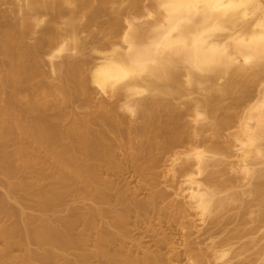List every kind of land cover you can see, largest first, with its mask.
<instances>
[{
    "label": "bare ground",
    "instance_id": "obj_1",
    "mask_svg": "<svg viewBox=\"0 0 264 264\" xmlns=\"http://www.w3.org/2000/svg\"><path fill=\"white\" fill-rule=\"evenodd\" d=\"M25 1L21 25L7 23L0 13V222L13 219L0 225V264H91L92 257L105 264H170L168 252L161 251L170 243L167 234L152 236L156 249L132 235V217H137L134 228L146 226L144 220L154 215L189 230L183 254L190 264H264V0H151L159 16L150 25L135 18L123 24L127 10L139 12L144 0ZM125 1L127 6L112 16L110 10L117 9L110 4ZM43 14L51 18L41 36L27 42ZM84 17L86 29L101 28V36L93 38L102 52L100 61L92 63L89 73L86 66L93 57L82 52L86 42L78 35ZM62 19L65 30L56 26ZM45 47L54 57L55 51L70 49L83 57L72 60L67 55L52 62L59 73L53 82L44 70ZM221 78L225 81L217 82ZM185 84L207 85V93L182 108L173 99L185 91ZM92 85L114 101H100L84 117L70 119L67 106L77 100L90 104ZM252 87L255 95L250 94ZM227 96L232 102L224 106ZM246 103L251 107L240 114ZM202 113L211 119L214 136L239 123L231 133L238 151L230 147L228 154L238 153L235 164L214 160L216 154L224 155L218 147L199 149L205 138H197L195 127L197 134L190 131L185 117L194 114L196 120ZM129 114L141 122L133 123ZM132 134L138 136V147L120 161L116 149L131 143ZM206 139L204 143L210 137ZM186 145V151H178ZM166 153L174 154L173 162L185 157L173 167L180 181H175L177 194L184 198L165 205L169 195L158 188L154 169ZM127 162L145 177L148 198H138L137 190L130 192L112 179ZM210 165L217 168L207 170ZM233 167L240 175H231ZM80 201H89L85 211L72 205ZM233 201L238 202L240 221L238 228H233L236 221L232 224L234 230L226 222L231 217L219 214ZM26 206L38 213L26 212ZM61 206L64 215L58 214ZM190 208L201 221L210 218L201 235L218 241L209 253L196 241L201 236L190 237L192 222L187 226L183 220ZM93 234L95 250L90 251ZM236 239H246L241 250L233 249ZM249 246L258 247L257 260L246 255ZM168 248L171 258L182 253L174 245ZM15 249L23 252L14 254Z\"/></svg>",
    "mask_w": 264,
    "mask_h": 264
},
{
    "label": "rangeland",
    "instance_id": "obj_2",
    "mask_svg": "<svg viewBox=\"0 0 264 264\" xmlns=\"http://www.w3.org/2000/svg\"><path fill=\"white\" fill-rule=\"evenodd\" d=\"M142 2L146 6L143 5L144 7H142L139 12H138V10L135 11L134 9H131V8L129 10H127L130 15L129 14H127V15L125 14L123 24L124 23L126 24L128 22L127 20H129V19L133 21V19L135 18L134 19L135 20L134 22H142V23L144 22V24L145 23H149V25H150V24H152L151 22L154 23V21L158 19V16L159 15H158L157 10H155V8L153 7V5L151 3L152 1L151 0H144ZM25 6H26V1L25 0H0V13H3L6 16V19H7V20L5 19L6 22L8 21V22H13V23H16L18 25H21L22 24V20H23V10L22 9ZM125 6H127V1L121 3V5H119L118 3H115V4H112L111 3L109 7H115L117 9V10L113 11V9L110 8L111 9L110 10L111 11V15L112 16H117L119 7L123 8ZM144 8H145V10H143ZM130 11H131V13H130ZM147 11H148V13H146ZM149 11H151L152 13H150ZM50 18L51 17H50L49 14H43L41 16V19H42L41 23L36 27L34 33L31 34V35H29L26 38L27 42L34 43L38 39V37L41 36L42 31H43V28H45V26L47 25V23L50 20ZM107 18H108V16L106 15V16H104L102 18V20H106ZM64 19H66V16L64 17ZM64 19L56 22V26L60 30H65L67 28L66 24L63 22ZM85 23H87V18L86 17H84V18H82L80 20V27L81 28H79L80 31H79V34L78 35H79L80 38H82L86 42V48L83 49L82 52L84 54L86 52V55L88 57H90V58L93 57V59H91L92 60L91 63L86 66V71L89 73L91 71V69H92V66H91L92 63L97 62L99 60L98 59L99 58L98 56H100V54L102 53V52L100 53V51L98 52L96 50L97 48H95V47H96V45H98V42L95 41V40H93L94 36H99V37L101 36V34H100V29L101 28L98 25H93L91 27V29H86L84 27ZM149 25L146 24L145 27H147ZM118 38H121V36L118 37ZM118 38H116V40ZM119 48H120V45H119ZM121 48H123L122 45H121ZM48 49H49V47H45V51L43 53L44 66H45L44 67L45 68L44 70L46 71V75L49 77V80H51L53 82H57L59 80V73L56 72L55 70H53L52 62H61L67 55H71L69 57L72 60L79 59V58L83 57L80 52H77L76 50H72V49H70L68 51H62V52L55 51L54 54L56 56L54 57L53 56V53H50L48 51ZM2 61H3V55L0 54V63ZM224 81H225L224 78L223 79L221 78V79H218L217 82L223 83ZM185 85H186L185 86V91H183L182 94L179 95L178 99H173L174 103L176 102V103L180 104L182 108H184V102L189 101V100H192V99H195V98L198 99L199 97H202L204 94L207 93V90H206L207 85H204V86L201 85L200 87H195V86H192V85H189V84H185ZM255 89H256V87H254V88L252 87L250 89V94H252V95L254 94L255 95V92H256ZM97 90L98 89L94 85L91 86V93H92V100L93 101L91 100V103L90 104L87 103L88 105H86V104H84V101L77 100V101H75V102H73V103H71L70 105L67 106V109L66 110L67 111H70L72 113V115H73V116L70 117V119L84 117L87 112H89L91 110H95L96 108H98L96 105H97V103L98 104H101L100 101H102V102L103 101L104 102H107V101L108 102H111V100L114 101V99H115L114 97H111V96H109V94L107 95L105 93H102L100 90H98V91ZM251 90H254V92L251 93ZM231 102H232V98L229 97V96H227V97H225V100L223 101V105L224 106L229 105V104H231ZM254 102L255 101H253L252 104ZM250 107H251V105H249V103L243 104V106L239 107L241 109H238L239 110V113L241 114L242 113L241 111L243 109H246L247 110ZM128 113H127V115H128ZM129 116L131 117L132 122L134 121L133 123L137 124V123H140L141 122V120L138 119L137 117H135V115H132L131 116V114H129ZM196 118H198V119L195 120V115L194 114L193 115L190 114V115H187L185 117V120L186 121L189 120L190 127L192 128V129L190 128V131L195 134L196 133V131L194 132V127H195L197 129V133H198V137L197 138L198 139L201 138V137H204L205 139L206 138L208 139L210 137V139H208V140L206 139L207 141L205 143L203 142L205 140L204 139L202 141V143L199 144V149L208 150V149H210L212 147H218V148H220L223 151V154L224 155H222V154H216V156H214V160L223 159L224 161L227 160L228 165H229V163L231 165L235 164V161L237 162L238 159H239V157L236 156L238 153L237 152H234V153H236L235 156L233 155V156H230L229 157V155H231V153H232L233 150L236 151L239 147H237V149L235 147H232L233 144L231 142H232L233 136H231V133H234V132H236L238 130L239 127H237V126L239 125V123L238 124H237V122L235 124L233 123L232 124L233 127H232V125L230 126L231 129H230V127H228L229 130H228V128L226 130L224 128H223L224 130L220 129L222 131L219 133V135L218 136H214L213 135V132H212L213 130H211V127H210V124H209V122L211 121V119H209L208 116L206 114H203V113H202L201 116L196 117ZM69 120H66V122H64V125H68L69 124L68 122H70ZM132 135L133 136L131 138L132 139L131 143L124 142L123 145L120 146V148H117L116 149L117 150L116 151L117 152L116 155H117V157H118V159L120 161H123V159L127 160L129 158L128 155L132 154V152H134L136 150V148H135L136 146L138 147V141H139L138 136L136 134H132ZM187 144L190 145L189 143H187ZM188 145H186V146H188ZM235 145L236 144H234V146ZM182 148H180V149L178 148V151L179 150L180 151H186V148H189V146L188 147H185V148H184V146H182ZM172 154L173 153H171V154L170 153H166L165 155H163L162 158H161V160H160V162L155 167L156 169H154L156 171L157 175H158V188H161L162 190L164 189L168 193V195H169V196L167 195L168 198L163 203L167 202L168 200L170 201L172 199L173 200H176V198H177V200H180V199L184 198L182 195L179 196L177 194V192L179 191V188L177 186L179 184L178 182H180V181L178 179V176L176 177L178 181L174 177V175L176 173H174V170H173L174 168L173 167L176 166L175 165L176 163H177V166H178V164H180V162H182V160L184 159L185 156L183 157V155H181L180 160L178 159L175 162H173L174 161L173 160L174 159L173 158L174 157V154L173 155ZM225 154H226V156H225ZM208 155H211V154H208ZM125 164L127 165V166L125 165V167H124V169L126 168L125 172H124V169H123V171H121L117 175L116 174L115 175H112V176H114L113 178L112 177H110V178L114 179V181H116V183L118 184V186L128 188L130 190V192H133V191L137 190V192H138L137 193L138 194L137 197L138 198H140V199L148 198V196L150 195L149 193H151V191L149 189H146L145 188V185H144L145 184L144 183L145 182V180H144L145 177L142 176L141 174L137 173V171L134 170L135 169L134 166L128 167L129 165H131V163L127 162ZM224 164H221L218 167L221 168L222 165H224ZM213 168H217V166L210 165L207 170H211ZM230 168H232V167H230ZM230 168H229V170H230ZM233 170L231 171V175H233V176L234 175H240V174H238L236 172L237 170H235V168ZM204 175H205V173L203 174V176ZM175 181L178 184L175 183ZM246 182H247V180L245 181V183ZM244 187H247V186H244ZM1 190H2V187L0 186V191ZM183 200H181V201H183ZM186 200H187V198L185 199V201ZM12 202L15 203L14 200ZM187 202H188V200H187ZM166 204L167 203H165V205ZM72 205L78 207V209L80 211L81 210L82 211H85V208L89 206V201H80V202L73 203ZM237 206H238V202L237 201H233L225 209H223V210H221L219 212V214H224V217H225V215H226V217H231V219L230 218H227L226 219V222H227L228 228L229 229L231 228L232 230H234L233 228H238V226L240 225V221H237L238 220V216H236L237 215V211H239L238 208H237ZM23 209L26 212L30 213V214H34L35 215V214L38 213L37 210H35V209H33V208L29 207V206H26ZM57 211H58V214H61V215L66 214L65 207H62L61 206V207L58 208ZM195 212H196L195 209L190 208L189 209V212H188V215H186V217L183 218V220L184 219L186 220V221H184V222H186V225L188 224L187 223L188 221L189 222H192L191 224L193 225V227H192L191 230H195L197 232L192 231L195 234L192 233L190 235V237H193V239H195V238H197V236H201L200 237L201 240H198V239H200L199 237H198L197 240L196 239L195 240L198 241V242L200 241V243H203L202 244L203 246L201 244H199V247L202 246L201 247V249H202L201 251L202 252L209 253V252L212 251V250H210V249H212L211 246L214 245V241H218V238L205 239L206 238L205 234L203 235L205 237H203L201 235L203 233L202 226L203 227H206L208 225L207 221L210 218H208V216H205L204 218L206 219V222H205V219H202V221H201L200 216L198 214H195ZM230 214H231V216H230ZM154 216H156V215H154ZM154 216H152L153 218H150V217L148 218V219H150V221L149 220H146V221L144 220L145 223L142 221L146 226H144L143 224L140 226L141 222H138L139 224L137 223L136 225H139L140 227L135 226L134 228H133L132 225H133L134 222L136 223V218L137 217L134 216V217H132L130 219V222L132 224L130 226L132 227V230H134L133 233H132V235L134 236V238L137 237V238L141 239V241H140L141 243L143 242L144 245H149L150 247H152V245L154 244V241L152 240V238L155 237L156 239H158L159 237H162L164 235V233H165V235L166 234L168 235V238H169V241H170V243H169L168 246L171 247L172 245H174V246H176V248L178 247L177 251H179V250H180V252L182 251V253H180V255H179L180 257L179 256L178 257L176 256L174 258H171V253L169 254L170 250H169L168 246H167V248H164V249L161 250L163 253L168 252L169 256H168V254H166L167 255L166 257L168 258V261L170 262V264H190L188 258H186L184 256V254H183L184 253V250H183L184 248L183 247L185 246L184 243H185V239H186L185 237H189L188 234H187V233H189V230H187V233H186L185 228H182V226L180 224H175V226L172 225V224H170V223L167 224L168 222H166V220H163V222H162V220L160 221V219H158V218L156 219ZM229 219H230V223H229ZM232 220H234L233 223L231 222ZM152 221H153V223H151ZM235 221L237 223H235ZM0 223H1L0 225H10V224L13 223V219H6L5 218ZM154 223H157V224L154 226ZM249 223H248L249 226L252 225L251 223L250 224ZM151 224H153V226L155 228L153 226H151ZM232 224H234L233 225V228L231 227ZM178 225H180V226H178ZM187 226H189V225H187ZM78 227L81 228V225L78 226ZM137 228H139V230H137ZM144 228L146 229V232L148 231L147 233L145 232V234L143 232L145 230ZM198 229H200V231ZM262 229L264 230V228H262ZM155 231H156V233H155ZM148 233H149L150 236L148 235ZM185 233L187 234L186 236L184 235ZM93 236H94V234L92 235V238L90 240V244H89V247H88L90 251H94L95 250V247H94V244H95V242H94L95 240L94 239L95 238ZM219 236H222V235L219 234ZM244 240H246V239H244ZM244 240L237 241V239H236V241L239 242V243H236L235 244V247L233 249L236 248L237 250H241L242 245L245 243ZM241 241H243V243ZM91 243H93V244H91ZM205 244H206L207 247L205 246ZM238 244H240V245H238ZM130 245H132V242H129V246ZM2 246H3V239L0 236V247H2ZM153 247H154V249L158 248V247H155L154 245H153ZM250 247L251 246H249V248ZM251 248L248 249L246 255L248 254V256H249V254H250V255H252L250 257H253L254 260H257L258 259V253L256 251H258V247L255 246V247H251ZM232 251L233 250H231V252L225 257V260L231 258L232 254L234 253ZM22 252H23L22 250H19V249L16 250L15 249L14 254H20ZM245 252H246V250H245ZM207 258L211 259L212 257L208 256ZM194 260H198L197 258H195V255H194ZM211 261L212 260L208 261L207 263L205 262L203 264H221V263H219V261H215V262H212V263H211ZM91 264H105V263L102 260H99L96 257H92L91 258ZM257 264H259L258 261H257Z\"/></svg>",
    "mask_w": 264,
    "mask_h": 264
}]
</instances>
